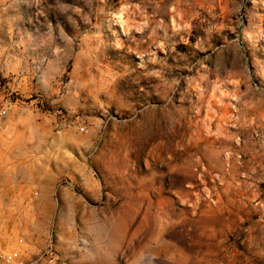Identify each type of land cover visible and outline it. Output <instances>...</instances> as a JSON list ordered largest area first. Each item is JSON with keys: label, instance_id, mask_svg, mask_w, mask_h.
<instances>
[{"label": "rangeland", "instance_id": "374dc122", "mask_svg": "<svg viewBox=\"0 0 264 264\" xmlns=\"http://www.w3.org/2000/svg\"><path fill=\"white\" fill-rule=\"evenodd\" d=\"M10 93L8 250L264 264V0H0Z\"/></svg>", "mask_w": 264, "mask_h": 264}, {"label": "built area", "instance_id": "2783aa9c", "mask_svg": "<svg viewBox=\"0 0 264 264\" xmlns=\"http://www.w3.org/2000/svg\"><path fill=\"white\" fill-rule=\"evenodd\" d=\"M13 94L10 93L7 100L0 104V123L5 120L9 115L12 108ZM24 243L22 238L19 239V244ZM46 259L47 262L53 263L57 259V249L55 247V234L52 232L49 236V244L42 251L39 259ZM0 264H30L28 260L22 257V250L14 247L8 250L3 244L0 243Z\"/></svg>", "mask_w": 264, "mask_h": 264}]
</instances>
